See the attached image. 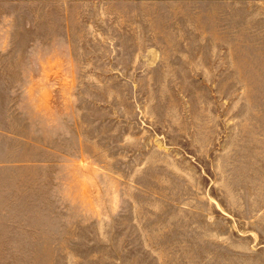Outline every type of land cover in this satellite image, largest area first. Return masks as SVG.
I'll use <instances>...</instances> for the list:
<instances>
[{
    "label": "rangeland",
    "instance_id": "374dc122",
    "mask_svg": "<svg viewBox=\"0 0 264 264\" xmlns=\"http://www.w3.org/2000/svg\"><path fill=\"white\" fill-rule=\"evenodd\" d=\"M208 1L0 0V264H264V37Z\"/></svg>",
    "mask_w": 264,
    "mask_h": 264
},
{
    "label": "crops",
    "instance_id": "0c3cea01",
    "mask_svg": "<svg viewBox=\"0 0 264 264\" xmlns=\"http://www.w3.org/2000/svg\"><path fill=\"white\" fill-rule=\"evenodd\" d=\"M253 3V8L250 9L248 14L250 27L249 29H243V23L241 18V8L238 7H227L220 5L219 0H209L206 6L201 9H192L193 5L188 4L189 8L178 9V11H184L186 15L187 33L191 34L190 37L200 38V44L206 45L207 48H219L223 49L230 47H240V40L242 38V32H251L253 37H264V25L259 29L255 28V24L258 21L264 23V0H250ZM237 3V2H235ZM260 8V12L255 10ZM191 21L194 22V29H190ZM231 39L233 42H231ZM239 40V41H238ZM190 41L179 44L181 46L190 45ZM212 50V49H211ZM221 51V52H222ZM212 52H214L212 50ZM224 53V52H223ZM33 78L47 77L50 78L49 72L36 71L33 72ZM45 88V89H44ZM17 92V90H14ZM24 93V89L21 90ZM25 94L29 95V100L35 115L37 117H42L48 119L49 121L55 120L56 112L53 109V95L51 88L41 87H31L25 89ZM46 150H50L46 148ZM1 163V162H0Z\"/></svg>",
    "mask_w": 264,
    "mask_h": 264
}]
</instances>
